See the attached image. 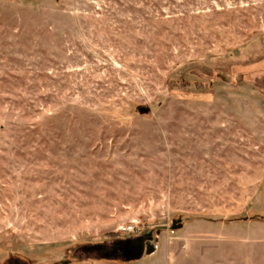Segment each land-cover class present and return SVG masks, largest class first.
Wrapping results in <instances>:
<instances>
[{
	"label": "rangeland",
	"instance_id": "374dc122",
	"mask_svg": "<svg viewBox=\"0 0 264 264\" xmlns=\"http://www.w3.org/2000/svg\"><path fill=\"white\" fill-rule=\"evenodd\" d=\"M63 262L264 264V0H0V264Z\"/></svg>",
	"mask_w": 264,
	"mask_h": 264
},
{
	"label": "water",
	"instance_id": "95a60500",
	"mask_svg": "<svg viewBox=\"0 0 264 264\" xmlns=\"http://www.w3.org/2000/svg\"><path fill=\"white\" fill-rule=\"evenodd\" d=\"M145 109H140V113H144ZM180 225L176 226L175 228H179ZM144 249V239H138L136 241L126 240L121 242L118 247V253L122 256L125 260L130 259H137L142 255Z\"/></svg>",
	"mask_w": 264,
	"mask_h": 264
},
{
	"label": "built area",
	"instance_id": "2783aa9c",
	"mask_svg": "<svg viewBox=\"0 0 264 264\" xmlns=\"http://www.w3.org/2000/svg\"><path fill=\"white\" fill-rule=\"evenodd\" d=\"M134 228L132 227V226H127V227H125L124 229H123V232H126V233H128V232H133L134 230H133Z\"/></svg>",
	"mask_w": 264,
	"mask_h": 264
},
{
	"label": "flooded vegetation",
	"instance_id": "af4514ba",
	"mask_svg": "<svg viewBox=\"0 0 264 264\" xmlns=\"http://www.w3.org/2000/svg\"><path fill=\"white\" fill-rule=\"evenodd\" d=\"M139 239H141V238H139ZM136 240H138V239H136ZM136 240H131V241H136ZM117 253H118V250H112V252H111V254H117Z\"/></svg>",
	"mask_w": 264,
	"mask_h": 264
},
{
	"label": "trees",
	"instance_id": "16d2710c",
	"mask_svg": "<svg viewBox=\"0 0 264 264\" xmlns=\"http://www.w3.org/2000/svg\"><path fill=\"white\" fill-rule=\"evenodd\" d=\"M121 242H119L118 244H117V247H116V249H113V250H118V247H119V244H120ZM62 264H67L66 262H63Z\"/></svg>",
	"mask_w": 264,
	"mask_h": 264
}]
</instances>
